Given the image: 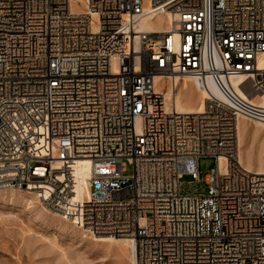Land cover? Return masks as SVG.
<instances>
[{"label": "built area", "instance_id": "built-area-1", "mask_svg": "<svg viewBox=\"0 0 264 264\" xmlns=\"http://www.w3.org/2000/svg\"><path fill=\"white\" fill-rule=\"evenodd\" d=\"M158 15L167 30L139 29ZM263 53L264 0H0V189L131 239L136 264H264V173L237 142L240 118L264 119ZM184 75L222 96L167 106L155 78ZM202 156L216 159L207 190L182 192ZM81 159L90 193L76 200Z\"/></svg>", "mask_w": 264, "mask_h": 264}, {"label": "rangeland", "instance_id": "rangeland-1", "mask_svg": "<svg viewBox=\"0 0 264 264\" xmlns=\"http://www.w3.org/2000/svg\"><path fill=\"white\" fill-rule=\"evenodd\" d=\"M243 122L249 128L254 127L250 120L244 119ZM240 133L243 153L247 147H251L254 156L260 154L264 159V152H260L264 130H260L256 139L249 133ZM254 164L255 168L257 163ZM214 167L215 157H200V180L184 175L181 178V191L198 193L207 190L203 180ZM81 174L87 177L85 171ZM124 174L132 175L130 163L126 164ZM83 187L88 190L85 182ZM30 199L34 200L26 190L0 189V264H132L129 248L123 247V250L109 245L107 241H99L98 236L79 229L49 208L46 210L39 200L28 204L27 200Z\"/></svg>", "mask_w": 264, "mask_h": 264}, {"label": "bare ground", "instance_id": "bare-ground-1", "mask_svg": "<svg viewBox=\"0 0 264 264\" xmlns=\"http://www.w3.org/2000/svg\"><path fill=\"white\" fill-rule=\"evenodd\" d=\"M73 10L82 11V8L75 7L73 3ZM168 27H169V20L162 15H158L155 18H152L151 16H145L139 22V29L141 30H154V29L167 30ZM260 60H261V64L264 65V53L261 54ZM242 80H243V76H236L231 78V84L233 88L239 93H241V90L239 89L238 84ZM205 85L207 87V90L202 86V82L200 80L186 75L176 76L174 81L171 79H168L167 81L166 77L164 76H157L155 78V89L163 93L165 97L166 105L167 106L174 105L175 108L180 112H198L202 110L204 105V98H206L211 93H213L216 96H220V97L222 96L221 92L219 91V89L216 87V85L209 76H207L205 80ZM208 90L211 92H209ZM253 102H259L258 98L257 97L254 98ZM244 119L247 118L242 117L238 121L239 134L237 135V137H239L238 142L240 146V151L238 153L239 161L242 164V166H244L249 171L264 173L263 157L260 154L254 156L251 147H247L243 153L240 142L241 139L240 131H242V133H249L251 134V136H253V138L256 139L258 137L260 130H264V119H247L254 124L253 128H249L245 124V122H243ZM261 146L262 148L260 152L262 153L264 152V138H262L261 140ZM254 159H256V161H254ZM253 162L257 163V164L255 163L256 164L255 168L253 167L254 164ZM252 168L257 171H254ZM83 171L86 172L87 177L82 176L81 173ZM88 178H89V165L86 160L81 159L71 163V173L68 176V179L71 185L75 189L76 193L74 197L76 200H83L89 197L90 190H89ZM83 182L86 183L88 190L84 189ZM29 193L34 200L31 199L27 200L28 204H32L34 203L33 201L39 200L36 193L34 192H29ZM41 205L46 210H49L42 203ZM55 214L60 215L57 212H55ZM95 236H98L97 240L103 242L107 241L109 245H114L117 246L118 248H123V247L129 248L131 262L132 264H136L135 247H134V242L131 239L118 238L108 235L105 236L101 234L99 235L96 234Z\"/></svg>", "mask_w": 264, "mask_h": 264}]
</instances>
